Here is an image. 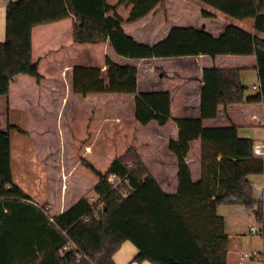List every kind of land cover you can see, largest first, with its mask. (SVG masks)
I'll return each mask as SVG.
<instances>
[{
	"label": "trees",
	"instance_id": "trees-1",
	"mask_svg": "<svg viewBox=\"0 0 264 264\" xmlns=\"http://www.w3.org/2000/svg\"><path fill=\"white\" fill-rule=\"evenodd\" d=\"M200 1L231 19L254 20L255 33L230 26L215 38L194 28H173L164 42L150 48L125 34L118 15L106 18L115 10L107 0L8 1L6 39L0 42V97H9L11 82L19 75L41 82L39 64L33 60V29L67 19H73L75 44L110 41L126 58L254 56L260 89L247 97L239 68L205 69L201 117L176 120L179 140L170 144L179 164L176 194L165 193L138 151L130 148L105 173L87 164L98 178L92 189L96 199L84 195L55 216L47 204H36L14 183L10 132L15 126L0 130V264H117L114 255L125 242L139 251L133 263L227 264L229 237L218 206H244L253 212L264 241V206L249 180L264 173L254 140L241 138L235 125L203 126L204 120L217 118L219 106L264 104V0ZM119 5L132 6L129 22H136L165 9L166 0H119ZM109 66L112 84L131 85L130 90L112 85L113 92L137 94L136 70ZM135 103L142 126L164 125L171 117L169 93H140ZM196 140L201 141L198 183L186 163ZM111 175L120 181L116 188ZM261 256L264 264V251Z\"/></svg>",
	"mask_w": 264,
	"mask_h": 264
},
{
	"label": "crops",
	"instance_id": "crops-1",
	"mask_svg": "<svg viewBox=\"0 0 264 264\" xmlns=\"http://www.w3.org/2000/svg\"><path fill=\"white\" fill-rule=\"evenodd\" d=\"M8 1L15 0H0V42H4L6 39V7ZM107 2L115 10L110 12L106 18H114L115 15H118L124 21L122 29L125 34L138 44L150 48L164 42L173 28H194L205 31L215 38L220 37L230 26H235L250 34L255 33L254 20L238 21L231 19L204 5L200 0H174L172 12L169 0H166L165 9L157 13H155V10L148 17L136 22H129L133 10L132 6L119 5V0H107ZM198 12L201 15H198ZM192 23L197 24L192 25ZM55 24L58 25L56 29H47ZM32 38L33 60L38 62L39 69L42 66L45 75L42 76L41 82L36 81V84L27 75L15 77L11 82L10 94L7 98L9 105L13 102L14 105L23 107L26 110L46 114L47 111H44L46 109L41 106V102L50 107L51 112L58 107L56 104L59 102L61 104L59 113H61L64 106H67L72 93L70 73L76 69H87L99 72L106 81L108 79L107 74L110 71L109 63L121 67H132L136 70L137 94L169 93L171 95V117L169 121L164 125L152 122L145 126L149 130V134L139 131L138 123L135 120V112L131 107L137 94L115 92L114 95L108 98L100 96L98 103H108L110 105L108 110H113L114 115L112 118L110 116H105L102 119L98 118L92 134L93 138L92 140L89 138L87 145L85 144L86 153L90 151L94 153L95 146H103L101 140L106 135L104 146L109 145L114 151L120 146L119 155L114 154L115 157L108 160L109 164L107 162L106 171L116 158L125 154L130 148H135L151 174L167 194H176L179 189V164L177 157L170 150L171 142H178L179 140V129L176 120L199 119L201 117L204 70L214 67L239 68L241 69V81L244 85L243 73L249 70L257 73L254 68L256 58L251 55H222L216 57L201 55L136 59L118 55L110 41L100 44H75L73 41V19L36 27L33 29ZM171 62L175 63L172 64ZM13 87L14 91L12 90ZM254 88L259 90L260 84L259 87L255 86ZM253 95L256 94L246 92L247 97ZM175 101L179 104L178 111H180L181 116H177L179 112H174L173 102ZM117 120H120L125 134L120 140L117 134ZM230 125H235L238 128L241 138L252 139L255 146L264 147V104L219 106L217 118L203 121V126L206 128ZM119 141H124V143ZM141 146L145 150L144 155H141L142 152L139 149ZM200 155L201 141L196 140L191 143V149L186 158L194 183H198L201 179ZM257 157L264 160V155ZM71 169L72 167L67 165L66 161H59L58 177L61 180L63 178L66 181L68 180V184H70V181L74 182ZM106 171L100 172L105 173ZM94 180L92 189L97 184L98 178L94 177ZM249 180L254 187L255 198L262 201L264 206V173L263 175L250 176ZM75 183H77L76 186L72 184L67 190L62 188L61 203L48 202L47 205L51 215L55 216L63 213L84 196L79 192L80 181L77 180ZM257 188L263 190L262 198H257ZM69 190L75 197L71 204L66 202L68 200L67 191ZM53 209L57 211L55 214L52 213ZM217 212L221 215L225 212H236V215L242 217V220L246 212L251 213L244 206H218ZM236 225L239 227L238 232L244 231L246 222L241 224L239 222ZM228 236L230 244L231 236L230 234ZM247 243L248 240L245 238V246H247ZM138 252L135 245L125 242L114 255V261L117 264H138L133 263ZM142 264L151 263L143 262ZM227 264H230L229 250Z\"/></svg>",
	"mask_w": 264,
	"mask_h": 264
},
{
	"label": "rangeland",
	"instance_id": "rangeland-1",
	"mask_svg": "<svg viewBox=\"0 0 264 264\" xmlns=\"http://www.w3.org/2000/svg\"><path fill=\"white\" fill-rule=\"evenodd\" d=\"M173 1L169 0L171 12L173 11ZM198 15H201V13L198 12ZM194 24L197 23H192V25ZM57 27L58 25L55 24L47 29H56ZM39 73L42 76L45 75L42 66ZM95 74L85 70H73L70 73L72 93L67 106H64L61 113H59L61 107L59 102L56 104L58 107L53 112L49 109L50 107L41 102V106L46 109L44 111H47L46 114H42V112L38 113L18 107L13 102L9 105L7 98L0 97V130L7 131L10 125L15 126L10 132L12 143L11 166L14 183L20 186L31 200L38 205H45L48 202L61 203L62 188L67 190L72 184L76 186L77 183L75 182L77 180L80 181V194L95 200L96 196L92 192V186L96 176L89 170L87 164L94 165L93 167L97 170L106 171L107 162L109 164L108 160L115 157V155L117 156V154L119 155L120 146L115 151L109 145L104 146L106 135L101 140L103 146H95L94 153L91 151L86 153L85 151V144L87 145L89 138L91 140L93 138L92 134L98 118L102 119L105 116L112 118L114 115L113 110H108V106L110 107L108 103H98L99 97L106 96L108 98L114 95L115 92L113 91L115 89L112 85L115 88L118 86L115 83L112 84L113 81L110 79L109 73L106 81L103 75L98 76ZM28 78L35 84L37 83L33 77L28 76ZM243 78L245 85L248 87V93L257 94L259 90L254 87H259L258 73L249 70L243 73ZM119 85L117 88L122 90L131 89V85L128 86L122 83H119ZM12 90L14 91V87ZM85 91H87V94H85ZM135 99L131 106L134 112ZM178 107V102H173L174 112H179L177 116H181ZM44 115L46 116L42 117ZM135 120L137 121L136 117ZM137 123L141 133L144 131L149 134V130L145 126L139 124L138 121ZM117 125V134L120 140L125 134L120 120H117ZM121 143H124V141ZM139 149H141V155H144L143 146ZM59 161H66L67 165L72 167L71 173L74 182L70 181V184H68V180L66 181L64 178L61 180L58 177ZM151 168L155 171L153 167ZM67 193L68 200L66 202L71 204L75 197L71 190ZM256 194L257 198H262L263 190L257 188ZM56 212V209L52 210L53 214ZM219 215L225 219V231L227 235L230 234L231 236L228 248L230 264H238L244 254H247L249 258L243 264H263L261 256L264 251L263 238L260 233L253 234L248 231L250 227L260 228L253 212H246L243 220L242 217L236 215V212H225L223 215ZM239 222L240 224L246 222L245 229L240 231L241 233L237 231L239 227L236 224ZM236 234L238 235L236 236ZM245 238L248 240L247 246L244 244ZM254 254L255 257L252 256Z\"/></svg>",
	"mask_w": 264,
	"mask_h": 264
},
{
	"label": "built area",
	"instance_id": "built-area-1",
	"mask_svg": "<svg viewBox=\"0 0 264 264\" xmlns=\"http://www.w3.org/2000/svg\"><path fill=\"white\" fill-rule=\"evenodd\" d=\"M254 153H255V155H257V156H261V155H264V147L263 146H260V145H257V146H255L254 147ZM110 183L116 188L117 187V185L120 183V181H119V179H118V177L116 176V175H111V177H110ZM91 201H94V199H90ZM248 231L250 232V233H253V234H258V233H260L261 234V228H255V227H250L249 229H248ZM67 249V248H66ZM256 254V253H255ZM252 255L253 257H255L256 255ZM249 258V256L247 255V254H244V255H242V257L240 258V261H239V263L238 264H243V262L246 260V259H248Z\"/></svg>",
	"mask_w": 264,
	"mask_h": 264
}]
</instances>
